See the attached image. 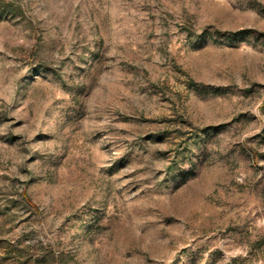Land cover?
Returning <instances> with one entry per match:
<instances>
[{"label":"rangeland","instance_id":"obj_1","mask_svg":"<svg viewBox=\"0 0 264 264\" xmlns=\"http://www.w3.org/2000/svg\"><path fill=\"white\" fill-rule=\"evenodd\" d=\"M0 264H264V0H0Z\"/></svg>","mask_w":264,"mask_h":264}]
</instances>
